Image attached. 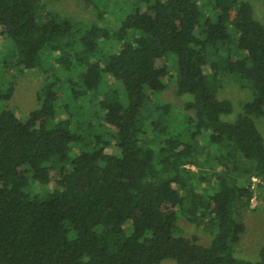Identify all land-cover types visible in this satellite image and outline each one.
I'll return each instance as SVG.
<instances>
[{
    "label": "trees",
    "instance_id": "trees-1",
    "mask_svg": "<svg viewBox=\"0 0 264 264\" xmlns=\"http://www.w3.org/2000/svg\"><path fill=\"white\" fill-rule=\"evenodd\" d=\"M83 1L96 23L0 0V264H264V238L257 260L235 256L250 177L264 183L252 3ZM27 69L45 79L23 117L4 101ZM168 81L182 110L157 98ZM227 83L250 95L233 120Z\"/></svg>",
    "mask_w": 264,
    "mask_h": 264
},
{
    "label": "rangeland",
    "instance_id": "rangeland-1",
    "mask_svg": "<svg viewBox=\"0 0 264 264\" xmlns=\"http://www.w3.org/2000/svg\"><path fill=\"white\" fill-rule=\"evenodd\" d=\"M253 6V14L255 18L264 24V0H249ZM47 8L56 10L61 13L72 15L78 19H82L87 23H96L95 13L87 7L83 0H47ZM235 12L233 11V15ZM111 23L105 16L103 21ZM4 43V42H3ZM0 44V52L4 51L5 44ZM9 77L13 79L14 91L9 100L4 101L15 111L25 117L27 112L37 105L36 92L45 79V73L36 69H27L23 72L9 71ZM188 96H178L175 93L173 81H168L162 91L157 94V98L164 102L172 103L178 110H182L183 102ZM219 98H227L233 104V110L230 114L224 116L226 120H233L237 113L242 110L250 95L248 92L236 84L227 83L218 92ZM176 110V109H175ZM177 110V111H178ZM264 111V106H263ZM255 124L264 138V113L255 118ZM109 152H114L115 148L108 146ZM257 199L255 206H249L248 209L240 211V219L245 225V230L241 234L236 244L235 256L255 261L258 259V250L264 238V183L257 190ZM178 224L189 232L190 236L202 244H208L211 236L202 234L196 227L188 222L184 217L180 216ZM158 264H177L172 259H164Z\"/></svg>",
    "mask_w": 264,
    "mask_h": 264
},
{
    "label": "built area",
    "instance_id": "built-area-1",
    "mask_svg": "<svg viewBox=\"0 0 264 264\" xmlns=\"http://www.w3.org/2000/svg\"><path fill=\"white\" fill-rule=\"evenodd\" d=\"M261 184H262V180L259 177H257L256 175H252L250 177V189L253 192V196L250 199V206H255L256 199H257V195H256L257 189H258V186Z\"/></svg>",
    "mask_w": 264,
    "mask_h": 264
}]
</instances>
